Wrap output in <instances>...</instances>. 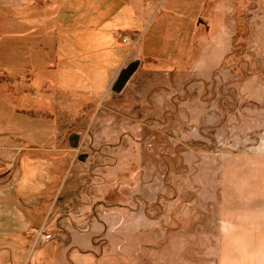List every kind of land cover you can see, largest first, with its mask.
I'll use <instances>...</instances> for the list:
<instances>
[{"label":"rangeland","instance_id":"1","mask_svg":"<svg viewBox=\"0 0 264 264\" xmlns=\"http://www.w3.org/2000/svg\"><path fill=\"white\" fill-rule=\"evenodd\" d=\"M87 1L59 0V52L72 50L74 38L81 43L85 33L68 27V17ZM52 2L0 0V65L15 62L12 46L49 43ZM164 2L145 0L163 17L143 37L153 17L139 35L118 36L130 38L120 45L127 54L121 68L139 61L119 94L110 91L112 82L85 96L60 91L55 70L35 73L33 92H26L0 73V223L16 232L23 212L33 221L42 217L38 227L18 233L34 248L61 243V264L72 258L76 264H227L224 180L243 174L238 167L251 165L252 154H264V0H167L160 10ZM176 2L183 10L176 11ZM79 13L98 21L88 9ZM18 34L36 37L8 38ZM24 55H17L18 65L24 57L32 65ZM82 98L88 103L80 106ZM49 114L55 123L31 118ZM71 133L79 135L76 149L68 146ZM29 145L55 151H23ZM41 227L48 242L36 241L33 230ZM258 231L251 249L261 258L264 231Z\"/></svg>","mask_w":264,"mask_h":264},{"label":"crops","instance_id":"2","mask_svg":"<svg viewBox=\"0 0 264 264\" xmlns=\"http://www.w3.org/2000/svg\"><path fill=\"white\" fill-rule=\"evenodd\" d=\"M82 5V7H77L78 9L73 8V10H71L73 14L68 17L70 18L68 27L75 30H82L85 33V35L82 36L80 44H78L73 37L74 50L73 46H70L69 48H72V50L69 49L62 53L58 51L56 38H60L59 30L61 26H63L62 23L59 22L60 20H58L61 15L59 0H53L48 8L50 12L49 16L51 17L46 27L53 33V36H47L45 39L49 38L51 42L54 41V57L51 65L52 69L54 68L53 70H55V83L57 87L65 91L80 90L85 93L83 95L85 96L89 92L99 93L105 89L106 86L112 82L116 72L126 62L127 54L125 53L123 55L122 46H120L124 45V43L120 42L118 36L126 35L132 38L134 35H139L149 19L156 14L153 15L152 12L153 4H151L152 6L150 9L148 5H146L145 0H117L111 4H109V2L88 0L87 3ZM87 9L92 12L91 17L98 19L97 22L85 21V15L79 13ZM139 12L141 16H139ZM25 26L29 25L25 24ZM118 29L123 30L120 33ZM106 32L108 33L106 34ZM69 33L71 32L67 34ZM113 39H115V41H113ZM114 42L115 45L113 46ZM65 48L68 49L67 47ZM13 54L15 55L13 59H16L17 55L14 52ZM26 54L27 53H25V55ZM28 55L32 59L31 52H28ZM27 58L28 57H24L25 60H27ZM111 64L117 67L116 70H111ZM12 65H16V63ZM75 76L81 78H75ZM83 76H86L85 80L82 79ZM87 76H89V78ZM100 76L103 77V80H100ZM91 77L96 79L99 77L100 79L99 81H94L91 80ZM84 83L85 85H83ZM106 83L107 85H105ZM86 103H88L87 99L82 98L77 104L82 106L86 105ZM24 150L31 152L55 151L54 148L52 149L45 145H29V147L25 146V148H23V151ZM59 150L60 152L58 153L61 155L65 153L64 149L61 148ZM251 162V165L241 164V167H238V170L243 171V174L239 172L229 176L228 181L225 178L223 183L220 216L221 221L225 224L224 233L229 234V245H227L226 248H228L231 253L226 261L227 264H264V256L260 258V255L255 253L254 250L252 251L254 248L252 244H254L255 241V237H252V235L259 233L258 229L264 231V154H252ZM245 171H247V173H244ZM12 197L15 202L18 199L20 203L23 201V197H18V195L13 194ZM48 201L49 200L46 202ZM0 203L5 202L2 200ZM1 216L0 213V218ZM6 218L10 217L6 216ZM41 218L42 217L36 218L35 221H33L28 217V212H23L19 218L20 222H17V224L19 223L21 226H24L18 229L16 227V232L11 231L9 227L11 223H0V229L6 232V234L3 233L5 237L0 233V264L62 263V260L59 259V257L64 256V249L61 248V243L55 241L47 245L49 248L43 247L44 249H42V246L34 248L29 240L23 238L27 237L23 232H20L23 236L18 233V231H23L26 227L31 229L36 224L40 225L42 222ZM7 229H10V231ZM90 230L91 229H89V232ZM17 233L18 236L21 237L17 238ZM262 235H264V232H262ZM248 236H251V238H248ZM20 238L21 240L19 243L16 239ZM2 239H5L7 242ZM238 247L245 250L247 248V254L240 253L239 256L235 255L236 252H238ZM230 257L232 259H229ZM242 259L243 262L241 261ZM72 260H74L72 264H76L75 260L77 262L80 261L77 258H72Z\"/></svg>","mask_w":264,"mask_h":264},{"label":"trees","instance_id":"3","mask_svg":"<svg viewBox=\"0 0 264 264\" xmlns=\"http://www.w3.org/2000/svg\"><path fill=\"white\" fill-rule=\"evenodd\" d=\"M181 1V0H179ZM166 2L167 0H165V2L163 3V5L160 7V10L161 8H165V5H166ZM180 3L182 2H176V6L175 8H178L176 9V11H179L180 9L182 8H179L180 7ZM164 12H168V10H164ZM183 10V9H182ZM163 17L162 16V13H157L151 20V22L149 23L148 27L146 28V30L144 31V33L142 34V37L143 35H145L146 31L149 29V27L152 26V24L155 22V18H157L159 16L160 17ZM160 24V22H159ZM162 25V22L160 24V27ZM48 36H53L52 32L50 31L49 33L47 32ZM36 37V34H18V35H14V36H10L8 37L9 39H17V38H25V40H29L30 38H35ZM0 40H1V37H0ZM50 40V39H49ZM52 40V39H51ZM21 41V40H20ZM17 43V41H13L12 40V43ZM29 43L25 42L24 44H22L21 46L18 45V46H12L13 47V51L16 55H19V52H22V54H25L28 52H31V55H32V60H33V63L31 65V63L28 62V60H25L24 61V64H21V65H18L17 61H18V57L16 56V59H15V62L16 65H12L13 63H9L8 65H0V73H2L3 75H7L10 77V79H12V84L15 86H24L26 89V92H33V89L32 88H29L28 86L32 85L34 87V83L36 82L35 79L36 77L35 76V73H40V72H49V71H53L52 69V61H53V57H54V50H53V46H54V41H49L48 44H43L41 45V47H38V46H34L33 48H30L29 46ZM31 46V45H30ZM11 47V46H10ZM25 52V53H24ZM22 61V59H21ZM32 70L31 72L29 70ZM38 71V72H37ZM30 74H33V77L30 76ZM56 85L55 81H54V86ZM57 86V85H56ZM59 89V88H58ZM60 91H65V90H61L59 89ZM47 95H45L46 97ZM47 100L48 99V96L46 97ZM2 102H0L1 104ZM5 105L9 106L13 111L14 113H18V115H23L25 116L26 114L22 111H18L17 110V107L13 104V103H5ZM27 116V115H26ZM50 117H53L51 114H49V116H37V117H34L32 116L31 118L32 119H41V120H51L53 123H55V119H51ZM39 224H36L34 225V227H38Z\"/></svg>","mask_w":264,"mask_h":264},{"label":"water","instance_id":"4","mask_svg":"<svg viewBox=\"0 0 264 264\" xmlns=\"http://www.w3.org/2000/svg\"><path fill=\"white\" fill-rule=\"evenodd\" d=\"M138 66H139V61L133 60L129 62L127 65H125L123 68H121L110 85V91L113 92L114 94H119L126 85V83L128 82V80L130 79V77L137 70ZM67 140H68V146L70 148L76 149L78 147L79 135L77 133L69 134ZM84 157H85L84 154H79L77 156V159L82 161Z\"/></svg>","mask_w":264,"mask_h":264},{"label":"built area","instance_id":"5","mask_svg":"<svg viewBox=\"0 0 264 264\" xmlns=\"http://www.w3.org/2000/svg\"><path fill=\"white\" fill-rule=\"evenodd\" d=\"M121 41L123 43H127L130 41V38L123 36ZM33 233L36 236V241L40 240V242H48L51 239V236L45 232V229L43 227L37 230H33Z\"/></svg>","mask_w":264,"mask_h":264}]
</instances>
